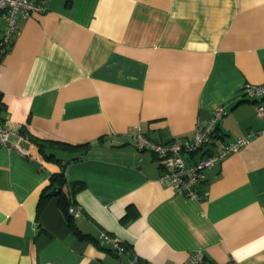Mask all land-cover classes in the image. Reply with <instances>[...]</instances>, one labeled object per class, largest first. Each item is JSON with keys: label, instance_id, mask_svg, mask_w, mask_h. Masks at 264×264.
<instances>
[{"label": "crops", "instance_id": "crops-1", "mask_svg": "<svg viewBox=\"0 0 264 264\" xmlns=\"http://www.w3.org/2000/svg\"><path fill=\"white\" fill-rule=\"evenodd\" d=\"M34 1L43 11L18 21L0 58L2 125L28 152L0 144V264H186L195 251L203 264H264V117L243 93L264 83V0ZM217 105L219 140L250 141L204 172L200 199L159 183L137 129L188 139ZM30 137L91 144L65 168L84 237L55 196L39 206L59 166Z\"/></svg>", "mask_w": 264, "mask_h": 264}, {"label": "built area", "instance_id": "built-area-1", "mask_svg": "<svg viewBox=\"0 0 264 264\" xmlns=\"http://www.w3.org/2000/svg\"><path fill=\"white\" fill-rule=\"evenodd\" d=\"M43 5L34 0H0V19L4 27L0 34V58L5 54L13 43V38L18 28V21L33 16L43 11ZM243 93L253 98L257 116L264 117V83L259 85L245 86ZM225 114L223 105L213 108L208 120L195 129L188 139L173 141L167 144H160L151 141L141 130L133 136L134 145L138 150L151 151L158 155V165L162 168L158 182L170 185L176 192L187 197L200 199L205 193H198L196 185L205 178V171L215 164L220 163L227 155L237 151L247 144L253 133L244 137H237L232 141L221 142L214 134L217 125ZM15 137L16 140L11 138ZM20 135L13 129L6 128L0 122V144L8 150L20 156L28 157V152L20 144ZM202 153V154H201ZM68 211L78 218L82 216L79 206H70ZM101 244L113 254L120 256L124 254V245L102 233ZM126 264H144L139 258L131 255ZM186 264H203L201 254L198 251L192 252Z\"/></svg>", "mask_w": 264, "mask_h": 264}, {"label": "trees", "instance_id": "trees-1", "mask_svg": "<svg viewBox=\"0 0 264 264\" xmlns=\"http://www.w3.org/2000/svg\"><path fill=\"white\" fill-rule=\"evenodd\" d=\"M1 109H2V105H0V110ZM0 122L2 123L1 118H0ZM20 131L22 132L24 131V129L20 127ZM214 136L215 138L220 139V135L217 133V129L215 131ZM30 139L35 143L39 152L43 155L45 159L51 160L56 164H58L59 166V169L51 174L48 185H46L45 188L42 190L39 198V206L42 205L44 201L49 197L55 196L57 198L58 206L61 212L63 213V215L65 216V219L67 220V223L72 229L73 233H75L78 237H84V235L81 234V232L79 231V229L75 224L74 215L68 211L70 206H78V205L74 200V196H73L74 193L72 191V188L69 187L67 179L65 177V168L68 163L81 159L86 154V152L91 148V144L89 142L82 144H69L66 142L45 140L35 137H30ZM59 151L65 153L67 157L65 159L63 157L60 158L57 157L56 154ZM151 153L153 156L156 157L158 162V158H159L158 155L153 152ZM160 169L162 170V168ZM124 247H125L124 253H126L127 250L126 246L124 245Z\"/></svg>", "mask_w": 264, "mask_h": 264}]
</instances>
